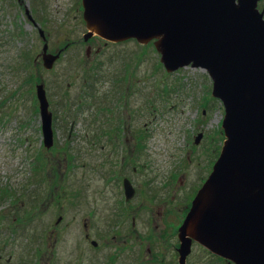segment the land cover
Wrapping results in <instances>:
<instances>
[{
  "label": "rangeland",
  "instance_id": "obj_1",
  "mask_svg": "<svg viewBox=\"0 0 264 264\" xmlns=\"http://www.w3.org/2000/svg\"><path fill=\"white\" fill-rule=\"evenodd\" d=\"M0 2H6L0 3V194L7 188L17 198L14 214H0L2 264H77L75 257L82 261L75 253L80 241L77 224L85 212L76 211L73 193L80 179L90 188L96 184L93 167L100 149L92 144L95 127L120 125L121 140L129 146L136 142L135 128H142L146 160L156 168L152 170L163 176L175 166L185 167L188 187L199 180L198 161L213 162L219 155L225 139L224 105L213 97V82L205 69L188 66L167 72L152 42L106 43L99 36L83 41L87 28L82 0ZM40 28L50 52L67 46L51 69L41 59ZM40 82L53 114L51 148L42 141L36 95ZM94 88L108 114L95 117L89 95ZM203 150L204 158H197ZM183 188L178 191V211L189 194ZM9 201L0 204L2 212H9ZM13 222L17 229L9 236L6 228ZM194 253L205 255L198 248ZM149 255L146 252L140 264H161ZM104 257L109 259L108 253ZM111 264L137 263L116 259Z\"/></svg>",
  "mask_w": 264,
  "mask_h": 264
},
{
  "label": "water",
  "instance_id": "obj_2",
  "mask_svg": "<svg viewBox=\"0 0 264 264\" xmlns=\"http://www.w3.org/2000/svg\"><path fill=\"white\" fill-rule=\"evenodd\" d=\"M257 1L82 2L85 41L93 35L108 43L153 41L167 71L189 65L207 70L212 94L224 105L226 139L179 229V264H185L193 240L235 264H264V8ZM40 34L41 59L51 69L63 50L49 52L42 29ZM37 97L43 141L50 148L53 114L44 83L37 85Z\"/></svg>",
  "mask_w": 264,
  "mask_h": 264
},
{
  "label": "flooded vegetation",
  "instance_id": "obj_3",
  "mask_svg": "<svg viewBox=\"0 0 264 264\" xmlns=\"http://www.w3.org/2000/svg\"><path fill=\"white\" fill-rule=\"evenodd\" d=\"M257 2H259L258 7L260 8L261 5L263 9L264 0ZM19 3L23 4V2ZM25 8L28 10L26 5ZM87 49V56L91 58L92 48L88 46ZM99 51L100 49L96 52L99 53ZM92 90L90 99L93 100V108H96L95 117L98 113L108 114L110 110L101 106L102 102L99 101L96 89ZM107 122L110 124L108 120ZM141 129L135 128L137 130L134 137L136 142L133 146L122 142L120 125L110 128L95 127L93 130L92 144L95 150L100 149L99 158L95 159L97 164L94 163L93 167L96 184L94 188H90V185H86L80 179L79 187L77 185L73 193V204L76 206V211L85 212L82 216L79 215L82 221L77 224L80 241L77 242L75 253L78 260L82 259L78 262L75 257L74 262L77 264L85 263L86 259L90 264H111L116 259L140 264L146 252L156 263L179 264L180 262L179 226L188 214L197 192L209 177L216 160L210 162L207 158L206 161L205 150L198 153L197 158L198 156L204 158V163L196 161L195 165L199 180L196 184L192 182L185 187L187 176L185 167L175 166V169L163 176L153 171L156 168L153 164H148L146 160L145 146L142 144L144 135ZM201 173L203 174L200 175ZM182 187H184L182 190L188 189L189 194L187 202L180 205L183 210L178 211L177 197ZM0 196H2L0 204H4L7 199L10 200L9 212L6 209L4 212L0 210V214H14L13 207L15 210L17 205L15 192L7 191L6 188V192ZM61 219L62 216H60V221ZM13 220L15 221L16 217ZM101 221L104 222L101 224ZM15 228L17 229L16 223L8 224L6 233L14 236ZM196 248L205 255H195ZM0 249L3 248L0 246ZM2 253H0V264L3 260ZM106 253L109 259L104 257ZM11 259V256L7 258V263ZM197 262L235 264L234 261L211 252L210 249L193 240L191 252L185 264Z\"/></svg>",
  "mask_w": 264,
  "mask_h": 264
},
{
  "label": "trees",
  "instance_id": "obj_4",
  "mask_svg": "<svg viewBox=\"0 0 264 264\" xmlns=\"http://www.w3.org/2000/svg\"><path fill=\"white\" fill-rule=\"evenodd\" d=\"M98 68H99V67H98ZM91 84H92V82H91L88 86H89V87L92 86ZM39 158H40V159H39ZM37 159H38V161H39L40 163H43V161H41V159H42L41 156H38ZM38 161H37V162H38ZM35 167H36V166H35ZM40 167H41V166H40ZM2 216H3V215H1L0 218H1Z\"/></svg>",
  "mask_w": 264,
  "mask_h": 264
}]
</instances>
